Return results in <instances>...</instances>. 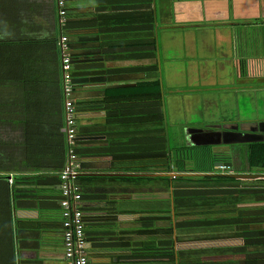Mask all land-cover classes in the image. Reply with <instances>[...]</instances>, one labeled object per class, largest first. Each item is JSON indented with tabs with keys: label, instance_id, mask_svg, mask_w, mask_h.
<instances>
[{
	"label": "crops",
	"instance_id": "obj_1",
	"mask_svg": "<svg viewBox=\"0 0 264 264\" xmlns=\"http://www.w3.org/2000/svg\"><path fill=\"white\" fill-rule=\"evenodd\" d=\"M0 1L4 3V30L14 23L17 40L38 39L34 52L28 53L32 59L40 51L49 57L50 35L56 41L60 38L55 0ZM61 26L75 71L71 95L83 147L77 156V174L82 175L79 185L86 195L80 205L90 208L84 211V230H93L85 235L88 264L165 263L166 255L131 251L135 234L124 236L122 232L134 226L140 213H149L152 201L165 197L167 189L160 180L136 185L129 178L134 173L116 172L134 168L116 165L119 156L114 153L122 152L121 158L129 164L135 157V141L145 148L150 142L155 145L162 134L163 146L158 141L157 154L164 158L163 171L149 174H165L171 124L181 127L186 139L183 145L206 149L215 171L259 173L249 171L246 157L257 151L256 142H264V0H65ZM92 63L94 72L89 71ZM33 66L44 80L36 83L29 78L34 88L30 109L21 104V90L15 88L20 104H15L10 115L13 128H6L5 137L14 140L15 173L42 176L45 180L37 186L44 191L50 187L52 195L59 188L58 181L51 183L50 179L66 160L60 149L66 146L63 77L62 73L58 76L56 95L50 69ZM155 80L158 85L150 87ZM145 89L148 94L159 90L157 95H145ZM56 138L60 139L57 145ZM199 149L190 150V157ZM187 160L190 166L193 160ZM214 161H231V165L219 169ZM203 162L197 160L190 167L201 168ZM15 214L20 230L28 221L50 222L39 238L24 229L25 235L15 239L17 263L64 264L59 206L51 204L42 211L22 207ZM248 234L264 235V230L226 239L225 244H242Z\"/></svg>",
	"mask_w": 264,
	"mask_h": 264
},
{
	"label": "trees",
	"instance_id": "obj_2",
	"mask_svg": "<svg viewBox=\"0 0 264 264\" xmlns=\"http://www.w3.org/2000/svg\"><path fill=\"white\" fill-rule=\"evenodd\" d=\"M3 4L0 1V264H18L15 239L19 238V235L22 237L25 235L24 229L29 232L32 231L39 238L44 230L50 227V222L45 219L28 221L27 227L20 230L18 229L19 225L15 226L16 210L26 207L42 211L43 209H50L51 204L59 206L58 223L61 226L63 238L64 227L60 205L62 194L60 189L51 195L50 187L47 188L49 190L44 191L37 186L38 182L41 183L42 180H45L41 179L42 176L29 175L26 177L24 174H16V163L13 159L15 153L14 140L5 137L6 128L10 125L13 128V119L10 118V115L13 116L15 104H20L15 88L19 86L21 90V104L25 109H30L32 104L30 100L31 97L33 98L34 88L29 78H33L36 83L40 82V79L44 80V76L36 75V69L33 65L50 69V77H52L50 80L56 84L54 93L59 94L57 84L60 85L61 77L58 76L62 73L61 50L58 43L60 38L56 41L50 35L49 57L44 58L42 51H40L39 55L36 53L32 59L28 53L34 52V44L38 39L17 40L14 23L5 26L7 30H4V24H1L5 21L1 17L4 14V10H1ZM54 13L55 16H58L56 0ZM58 23L59 31L56 33L58 32L61 36L63 35L61 26L63 23L59 22V17ZM154 23L153 16H151V43L154 42ZM25 51L27 53L23 55ZM154 65L151 63V68H154ZM91 66L89 71H96L93 69L95 68L94 63ZM146 67V65L141 66V68ZM31 70H34V73H31ZM70 75L75 78V71L72 69L71 63ZM155 81H151L150 87L158 85ZM143 85L145 86L146 82ZM134 90L138 92L137 88ZM158 90L154 91L156 95ZM143 93L145 95L154 94L153 91L148 94L147 89ZM64 96H62L63 100ZM59 97H55V99ZM72 100L75 105L73 98ZM80 135V129L76 125V138L72 146L76 156H80L83 150ZM64 138L66 146L64 147L63 144L61 148L60 145L58 147L61 149V157L65 155L66 158L69 147L65 134ZM163 140L161 134L160 140L156 139L155 145L150 142L149 146H145V148L139 145L140 141H135L136 145L133 146L135 157L129 164H126L124 158H121L122 152L114 153V156H119L115 160L116 165L123 166L122 168L124 166L134 168L133 171L117 169L116 172L134 173L135 175L129 178L136 185L141 180L146 182L160 180L162 187L164 185L167 189L165 197L161 196L159 200L152 201V209L149 213H140L134 222V226L129 230H123L124 236L127 232L135 234L133 241L135 247L131 251L134 250L136 254L168 256L169 259L165 263L160 261L157 264H264V235L248 234L243 237L242 244H225L226 239L236 240L243 233L264 230V142H256L257 151L254 155L248 154L246 157L249 171H251L250 168L259 171L258 175L254 177H238L230 175L226 171H215L212 167V156L206 153V149L201 147L198 154L190 157V150L187 151L186 149L188 146L183 144L172 145L169 138L167 139L165 156V174H149L158 172V170L163 171L164 158L157 154L159 152L157 143L159 141L163 146ZM55 142L56 145L59 144L60 139L56 138ZM160 151L163 152V147ZM146 153H150V156L144 157L147 155ZM188 158L205 162L202 163L201 168L198 166L191 168L186 165ZM159 165L161 169H159ZM124 175L121 174L123 177ZM81 176L79 173L76 175L75 182L78 185L81 182ZM50 181L51 183L59 181L58 171L57 176H53ZM79 188L80 198L77 205L82 210L83 221L84 211L90 210V208L86 209L84 205H80V202L86 199V195L85 192L83 193L81 185ZM158 202H161L160 205ZM92 232L93 230H84V235L92 234ZM38 238L36 239L38 240ZM205 242L217 244L200 248L194 247L196 244ZM178 243H182L184 246L178 248L176 246ZM228 253H231L233 257L225 258Z\"/></svg>",
	"mask_w": 264,
	"mask_h": 264
},
{
	"label": "built area",
	"instance_id": "obj_3",
	"mask_svg": "<svg viewBox=\"0 0 264 264\" xmlns=\"http://www.w3.org/2000/svg\"><path fill=\"white\" fill-rule=\"evenodd\" d=\"M59 22L63 23L65 0H56ZM65 35H61L59 45L61 50V68L64 92V125L62 130L66 136L68 150L63 167L59 171L58 188L62 194L60 201L63 232V256L65 264H88L85 254L87 241L84 235L82 211L77 202L80 198L79 186L75 182L77 175V156L72 146L76 138V112L71 97L72 78L70 75V51ZM224 169L225 165L217 166Z\"/></svg>",
	"mask_w": 264,
	"mask_h": 264
},
{
	"label": "rangeland",
	"instance_id": "obj_4",
	"mask_svg": "<svg viewBox=\"0 0 264 264\" xmlns=\"http://www.w3.org/2000/svg\"><path fill=\"white\" fill-rule=\"evenodd\" d=\"M168 135H169V142L172 145L178 144V143H182L186 145V139L184 138V133L181 130V127H177V126H172L171 124H168ZM183 135V137H182ZM197 153V151L195 152ZM188 163V162H187ZM196 161L193 160L190 161V166L193 164H195ZM143 181V180H141Z\"/></svg>",
	"mask_w": 264,
	"mask_h": 264
},
{
	"label": "water",
	"instance_id": "obj_5",
	"mask_svg": "<svg viewBox=\"0 0 264 264\" xmlns=\"http://www.w3.org/2000/svg\"><path fill=\"white\" fill-rule=\"evenodd\" d=\"M221 163H222L221 161H214L213 162L214 165H218V164H221ZM223 164L226 165V166H230L231 165V161H225V162H223ZM229 174L230 175H233V176H238V177H248V176H253L254 177V176H257L258 175V174H251V173H247V174L246 173H229Z\"/></svg>",
	"mask_w": 264,
	"mask_h": 264
},
{
	"label": "flooded vegetation",
	"instance_id": "obj_6",
	"mask_svg": "<svg viewBox=\"0 0 264 264\" xmlns=\"http://www.w3.org/2000/svg\"><path fill=\"white\" fill-rule=\"evenodd\" d=\"M206 135H209V134H206ZM213 136V135H212ZM210 136H207V137H204L205 138V140H207V138H209ZM196 141H198V140H195L194 142H196ZM194 142H190L191 144L192 143H194ZM207 147V146H206ZM196 148V146H194V145H191V146H188L186 149H187V151L188 150H192V149H195ZM200 148V146H197V149H199Z\"/></svg>",
	"mask_w": 264,
	"mask_h": 264
},
{
	"label": "clouds",
	"instance_id": "obj_7",
	"mask_svg": "<svg viewBox=\"0 0 264 264\" xmlns=\"http://www.w3.org/2000/svg\"><path fill=\"white\" fill-rule=\"evenodd\" d=\"M70 63H71V55H70ZM72 78V77H71ZM72 81V80H71ZM75 106V105H74ZM75 112H76V109H75ZM63 127V126H62ZM9 181H11L10 179H9Z\"/></svg>",
	"mask_w": 264,
	"mask_h": 264
}]
</instances>
